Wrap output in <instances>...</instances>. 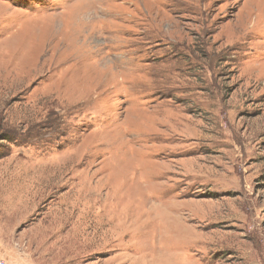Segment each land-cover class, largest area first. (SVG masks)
I'll use <instances>...</instances> for the list:
<instances>
[{
    "label": "rangeland",
    "instance_id": "374dc122",
    "mask_svg": "<svg viewBox=\"0 0 264 264\" xmlns=\"http://www.w3.org/2000/svg\"><path fill=\"white\" fill-rule=\"evenodd\" d=\"M0 177L37 264H264V0H0Z\"/></svg>",
    "mask_w": 264,
    "mask_h": 264
},
{
    "label": "crops",
    "instance_id": "0c3cea01",
    "mask_svg": "<svg viewBox=\"0 0 264 264\" xmlns=\"http://www.w3.org/2000/svg\"><path fill=\"white\" fill-rule=\"evenodd\" d=\"M10 181L0 177V257L9 264H37L38 256L28 245V240H32L28 237V229L17 227L23 214L24 218L28 217L27 199L20 193L14 195L12 192H4L6 184L3 183ZM13 217L18 219L16 224L11 220ZM30 233H36V227Z\"/></svg>",
    "mask_w": 264,
    "mask_h": 264
},
{
    "label": "bare ground",
    "instance_id": "6f19581e",
    "mask_svg": "<svg viewBox=\"0 0 264 264\" xmlns=\"http://www.w3.org/2000/svg\"><path fill=\"white\" fill-rule=\"evenodd\" d=\"M81 15V14H80ZM83 15V14H82ZM84 18V17H83ZM105 136V135H104ZM100 137V136H99ZM119 140V139H118ZM118 153V152H117ZM112 169V168H111ZM199 176V175H198ZM88 191V190H87ZM93 192V191H92ZM95 192V191H94ZM122 192V191H121ZM119 193V192H118ZM89 194H90V192H89ZM92 194V193H91ZM96 196H97V194H96ZM92 198V197H91ZM93 200V199H92ZM101 203V202H100ZM156 205V204H155ZM173 210H174V208H173ZM170 211V213H171V211H172V208H171V210H169ZM180 211H181V209H180ZM180 211H179V213H180ZM166 215V214H165ZM168 216H169V214H167ZM104 217V216H103ZM114 227H116V226H114ZM113 227V228H114ZM113 228H110L109 230H111L113 233H115V230L113 229ZM130 231V230H129ZM154 239V238H153ZM183 240L185 241V239L183 238ZM179 242V241H178ZM180 254V253H179Z\"/></svg>",
    "mask_w": 264,
    "mask_h": 264
},
{
    "label": "built area",
    "instance_id": "2783aa9c",
    "mask_svg": "<svg viewBox=\"0 0 264 264\" xmlns=\"http://www.w3.org/2000/svg\"><path fill=\"white\" fill-rule=\"evenodd\" d=\"M0 264H9V263H7L5 260H3V259L0 257Z\"/></svg>",
    "mask_w": 264,
    "mask_h": 264
}]
</instances>
